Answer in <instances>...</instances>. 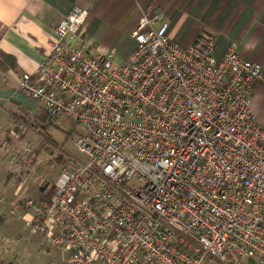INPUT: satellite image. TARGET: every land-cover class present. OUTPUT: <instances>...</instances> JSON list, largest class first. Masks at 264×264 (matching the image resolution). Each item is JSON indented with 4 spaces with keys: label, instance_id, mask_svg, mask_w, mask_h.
<instances>
[{
    "label": "built area",
    "instance_id": "obj_1",
    "mask_svg": "<svg viewBox=\"0 0 264 264\" xmlns=\"http://www.w3.org/2000/svg\"><path fill=\"white\" fill-rule=\"evenodd\" d=\"M88 9L52 26L19 89L63 129L82 128L31 232L65 264H264V128L250 110L263 67L202 33L182 46L142 12L122 62L81 38Z\"/></svg>",
    "mask_w": 264,
    "mask_h": 264
},
{
    "label": "crops",
    "instance_id": "obj_2",
    "mask_svg": "<svg viewBox=\"0 0 264 264\" xmlns=\"http://www.w3.org/2000/svg\"><path fill=\"white\" fill-rule=\"evenodd\" d=\"M75 6L88 9L81 38L101 51L114 49L116 62H122L134 47L129 33L141 13L163 12L168 35L178 44L187 46L209 33L216 39L217 57L234 43L241 56L261 64L264 71V0H0V264H14L18 256L2 250L7 240L2 227L7 222L16 224L8 217L12 205L29 197L35 185L39 199L43 195L41 176L18 162L36 151L39 155L36 143L48 152V160L41 159L46 164L45 177L51 169L56 177L57 165L64 161L63 154L52 152L51 137L39 130L51 119L39 103L20 91L19 77L45 61L52 26ZM249 106L264 127V76L254 85ZM52 154L54 159L49 157Z\"/></svg>",
    "mask_w": 264,
    "mask_h": 264
},
{
    "label": "rangeland",
    "instance_id": "obj_3",
    "mask_svg": "<svg viewBox=\"0 0 264 264\" xmlns=\"http://www.w3.org/2000/svg\"><path fill=\"white\" fill-rule=\"evenodd\" d=\"M63 127L64 128L61 129L53 122L48 121L46 126L43 129L40 128L39 130L43 133L46 132L54 141L53 145H51V148H53L51 149L52 152L55 155L63 154L65 158L66 154H77L76 148L74 146V139L78 133L82 132V128L70 120H65ZM38 144L39 143H36L38 148L41 149L39 155L38 151H36L34 152L35 155L33 154L30 159L18 163L23 164L27 171H32L31 173L37 176L40 175L41 177L38 178L39 181L52 179L53 176L56 175V170L51 169L46 174L48 177L44 176L46 169L43 168H45L46 164L42 163V160L43 158H45L46 161L48 160V152L43 147L41 148L39 146L41 144ZM54 154L49 155V157L54 159ZM33 160H38V162ZM39 165L42 166V169H39ZM31 189H33V193H30V196L27 198H22V200L20 199V202H16L14 205H12V209L9 211V219L10 217L14 219L16 224H9V222H7L2 227V230L5 231L4 234H7V240L2 244V250L5 253L17 252L18 256L14 261V264H64L63 261L65 260L66 255L62 253L59 248L51 246L46 241H44V238L39 233L31 232L29 227L25 225V220H27L32 214V212L26 208L25 201L28 199L37 201L41 196L38 186L35 185Z\"/></svg>",
    "mask_w": 264,
    "mask_h": 264
},
{
    "label": "trees",
    "instance_id": "obj_4",
    "mask_svg": "<svg viewBox=\"0 0 264 264\" xmlns=\"http://www.w3.org/2000/svg\"><path fill=\"white\" fill-rule=\"evenodd\" d=\"M41 191L43 193L41 201L49 202L50 197L52 195L53 187L49 185V183L46 180H44L41 184Z\"/></svg>",
    "mask_w": 264,
    "mask_h": 264
}]
</instances>
